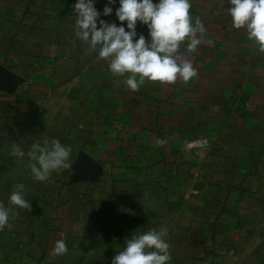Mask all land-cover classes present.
<instances>
[{
    "label": "crops",
    "instance_id": "crops-1",
    "mask_svg": "<svg viewBox=\"0 0 264 264\" xmlns=\"http://www.w3.org/2000/svg\"><path fill=\"white\" fill-rule=\"evenodd\" d=\"M75 2L0 0V202L24 183L32 204L10 217L23 230L0 231L9 238L0 264H84L72 244L103 217L142 223L137 233L167 227L170 264H212L206 254L222 239H264V52L233 27L228 0H192L206 34L196 52L182 45L178 55L198 77L137 92L75 37ZM111 6L101 19L119 25L118 0ZM137 33L148 37L139 22ZM43 138L72 147L71 167L37 182L9 146L27 151ZM197 139L209 146L184 150ZM105 206L121 208L102 216ZM61 238L68 253L53 257Z\"/></svg>",
    "mask_w": 264,
    "mask_h": 264
},
{
    "label": "clouds",
    "instance_id": "clouds-1",
    "mask_svg": "<svg viewBox=\"0 0 264 264\" xmlns=\"http://www.w3.org/2000/svg\"><path fill=\"white\" fill-rule=\"evenodd\" d=\"M96 3L97 0H76L75 37L87 46V53H96L97 60L107 61L110 73L123 77L132 92L139 91L146 82L174 84L180 80L187 84L198 77L196 66L178 55L182 45H186L187 52H196L206 34L204 23L191 15L192 0H118L115 16L119 25L101 19L113 14L111 5L117 0H106L103 12ZM228 5L233 27L244 30L253 46L264 52V0H228ZM138 22L147 27V38L138 35ZM9 147V155L19 164L26 162L37 182H48L54 172L71 167L73 149L59 138H43L27 151L15 142ZM31 207L26 185L15 184L8 205L0 202V231L9 225L16 209ZM170 248L169 229L165 226L134 231L112 258V264H170ZM67 253L66 241L58 239L52 256Z\"/></svg>",
    "mask_w": 264,
    "mask_h": 264
},
{
    "label": "rangeland",
    "instance_id": "rangeland-1",
    "mask_svg": "<svg viewBox=\"0 0 264 264\" xmlns=\"http://www.w3.org/2000/svg\"><path fill=\"white\" fill-rule=\"evenodd\" d=\"M108 208V207H107ZM106 206L102 207L100 214L104 216L105 213L119 214V209L121 207H113L112 209L107 210ZM129 208H134L129 207ZM134 210V209H133ZM177 215H182L184 213L183 206L177 205L175 207ZM134 211H122V213H131ZM10 224H12L10 227ZM23 223L13 222L4 229L5 234L9 232V229L12 231L23 230ZM129 224V225H127ZM126 222H114L106 223L104 217L96 222V225L92 228V233L89 234L88 228L83 226L81 232L77 235L72 246L74 247V262H80L84 264H103L107 259L113 258L117 251L121 250L123 247L124 240L132 234V232L125 233L123 236H114L111 234L116 233L118 230L128 229L129 231H138L141 229L140 224ZM138 225V226H137ZM9 228V229H8ZM91 229V230H92ZM108 231L106 235L105 232ZM7 237L0 236V241L4 245H8ZM12 242V238L10 237ZM15 243V242H14ZM20 243V242H19ZM211 245L214 242L209 240ZM218 253H214L213 256L206 254L207 260L212 257V264H264V239H240L235 242L233 239H222L219 243H216ZM72 255V254H71ZM210 256V257H209ZM111 257V258H110ZM69 260H72L71 258Z\"/></svg>",
    "mask_w": 264,
    "mask_h": 264
},
{
    "label": "built area",
    "instance_id": "built-area-1",
    "mask_svg": "<svg viewBox=\"0 0 264 264\" xmlns=\"http://www.w3.org/2000/svg\"><path fill=\"white\" fill-rule=\"evenodd\" d=\"M209 143L202 139L192 140L185 144L184 150L185 151H193L201 148H207Z\"/></svg>",
    "mask_w": 264,
    "mask_h": 264
}]
</instances>
